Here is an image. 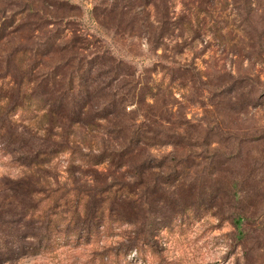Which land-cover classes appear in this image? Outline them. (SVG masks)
Masks as SVG:
<instances>
[{"label": "rangeland", "instance_id": "obj_1", "mask_svg": "<svg viewBox=\"0 0 264 264\" xmlns=\"http://www.w3.org/2000/svg\"><path fill=\"white\" fill-rule=\"evenodd\" d=\"M66 1L0 40V264H264V0ZM23 82L84 113L13 109ZM106 189L121 224L43 247L32 214Z\"/></svg>", "mask_w": 264, "mask_h": 264}, {"label": "trees", "instance_id": "obj_2", "mask_svg": "<svg viewBox=\"0 0 264 264\" xmlns=\"http://www.w3.org/2000/svg\"><path fill=\"white\" fill-rule=\"evenodd\" d=\"M124 1V8L127 9H134V3L136 1H140L142 5H145V1H151V0H123ZM70 2H67L66 0H17L15 4V9H11V17L9 22L5 23L7 20H3L2 25L0 26V40L3 38V35L7 34L5 33V30L8 25H11L13 20L19 15V18H21V21L23 20V17H26L29 12H34V15H37L38 18H42L45 16L46 19H50V14L48 8L52 7H59L63 8L65 6L69 7ZM27 12V14H26ZM29 16V15H28ZM7 17V16H6ZM27 19V18H26ZM60 19V18H58ZM65 17H61V21H64ZM56 20V18H54ZM25 21V20H24ZM25 23V22H24ZM23 21L20 26H23ZM16 56H21L20 50H15L13 52ZM20 54V55H19ZM173 70V67L166 65L165 67H162V70ZM157 70V71H159ZM76 75V74H75ZM53 79V77H52ZM75 79V77H68L67 83L73 82L72 80ZM51 81V80H50ZM49 81V82H50ZM74 83V82H73ZM27 83L23 82L20 84L21 87H23L24 93L21 97L22 100L17 102V104H14L15 106L13 109H16L17 111L20 110L24 114H28L32 111V107L34 109H40L44 104H49L53 109H60L61 111L68 112L70 115H78L77 119L81 118V115L84 113V109L86 108L85 103L80 104L79 100V93L75 92L74 98H69L65 95L64 92L56 95L55 97L51 98V95L49 93L51 88H48L49 84H46L45 87L37 86L36 88L30 90L28 92V89L25 87ZM17 91L15 93L16 97L21 94L19 91V87H16ZM152 88L149 86H145L146 90H151ZM12 92V91H10ZM14 93L10 94V96L7 95H1L0 98H11L13 97ZM77 95V96H76ZM147 128V129H146ZM142 132H151V129L149 126L145 123L142 124V127L140 128ZM2 137V136H0ZM148 137V136H147ZM133 143V141L131 140ZM138 143H142L141 140L137 141ZM112 190H102L100 191L101 194L99 195H90L84 192H75L73 195V199L68 200L67 198L64 200H60L62 196L59 197V200H54L52 209L46 213V215L41 216L39 213L32 214L30 221H44V230L45 234L42 236L41 240L44 242L43 247L49 248L52 246L57 245L58 243L64 242H71L72 236L76 235L77 238H85L88 239L92 235H96L99 231V227L104 228L105 230H109L113 227L114 223L121 224L124 221V214L127 210L125 208V205H128V201L122 197L119 196L118 193ZM56 195H51V200ZM212 197V192L207 193L205 196L201 194L200 198L194 202V204L197 203V208L200 209L201 207H204L206 204L209 203L210 199ZM131 204V203H130ZM133 205V204H132ZM82 209V213L87 214L85 215V219L87 221V228H81L82 231H76L75 227L76 224L81 216V213L79 210ZM90 213V214H88ZM89 220H87V218ZM247 220L242 217H235L234 219V226L237 230V237L242 239L245 237L244 229L242 228L243 222ZM65 227V228H64ZM63 228V233L60 230ZM71 231V232H70ZM3 237L0 236V249H4L5 246L2 242ZM4 254H6L5 251H3Z\"/></svg>", "mask_w": 264, "mask_h": 264}]
</instances>
